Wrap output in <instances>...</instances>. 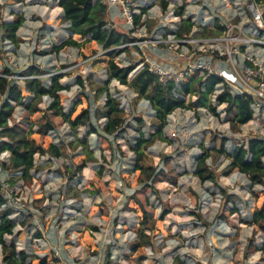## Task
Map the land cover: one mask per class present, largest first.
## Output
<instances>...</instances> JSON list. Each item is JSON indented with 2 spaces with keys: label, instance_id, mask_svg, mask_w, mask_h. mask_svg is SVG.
<instances>
[{
  "label": "rangeland",
  "instance_id": "1",
  "mask_svg": "<svg viewBox=\"0 0 264 264\" xmlns=\"http://www.w3.org/2000/svg\"><path fill=\"white\" fill-rule=\"evenodd\" d=\"M57 1L0 0L3 21L12 22L15 16L11 12L25 18L17 32V50L2 39L0 30V67H8L13 77L31 65L49 72L47 77L66 74L60 80L68 87L64 92L65 112L74 107L73 119L89 108L93 116L95 110L105 104V93L101 95L99 91L104 88L109 57L101 46L91 44L83 45L82 49L64 48L58 54L50 53L52 45L67 38V24L61 21ZM122 1L123 6H112L116 16L114 19L112 16L108 27L128 32L121 13L130 7L126 3L131 0ZM167 1L166 11H162L155 0H137L141 6L131 8L134 14H139L141 8L149 11L142 16L137 27L133 20L134 30L129 31L133 39L143 44L128 45L123 53L114 57L120 67L137 64L128 82L144 68L141 64L143 54L150 55L151 48L158 50L152 47L155 40L165 42L159 47L162 50L166 49L168 42L177 41L170 32L179 25L178 7L195 24L189 38H225L233 26L249 36V28L256 27L248 0ZM261 8L264 10V3ZM216 24L227 28L226 32L209 38L192 36L204 28L215 30ZM238 32L234 30L232 37ZM75 40L82 42L77 37ZM217 47L221 52L225 49L224 45ZM83 53L88 54V58L82 59ZM235 67L240 71L238 66ZM78 78L83 82L82 86L77 83ZM18 84L23 86L21 81ZM107 88L122 108L119 114L123 123L121 130L105 135L101 130L105 119H100L92 121L96 133H90L88 126L72 129L60 118L48 116L55 131L41 137L39 142L44 148L50 142H62V157L49 159L36 155L28 181L19 174L12 175L4 170L1 163H8L9 154L0 155V183L9 185L11 195L20 206V209H12L11 218L17 226L6 243L14 240L17 252L24 251L40 258L52 257V264H264V251L254 250L264 243V232L240 223L242 219L249 220L254 212L251 191L264 188L256 185L250 190L247 176L236 171L224 176L229 159L215 150L220 148L222 139L226 140L228 152L236 145H246L253 136L264 139V118L255 117L248 122L251 129L239 126L240 131L234 133L230 124L235 110L228 112L225 104L217 105L216 92L209 97L214 111L207 104L197 110L173 112L168 116L163 139L143 150L144 158L139 165L143 169L153 168L159 175H155L159 181H147L144 186L146 178L134 170L136 156L130 144L138 138L140 131L145 136L155 132L158 122L148 104L129 86L113 80ZM196 98L184 97L185 102ZM46 105L45 101L39 105L41 111ZM138 117L143 121L142 126ZM24 118L26 113L22 107H17L10 122L25 123L28 127L29 122ZM30 121L44 124L45 119L38 113ZM37 128L34 125L32 130ZM203 152L209 155V168L219 175L218 186L201 183L193 175L196 159ZM84 159L86 163L81 174L68 181L67 169L80 165ZM220 188L226 190L224 195ZM0 192L5 195L3 189ZM136 200L143 204L150 216L144 230L150 243L131 252L130 246L136 240L142 218ZM233 208L238 212L232 214ZM164 210L167 214L161 218ZM93 227L98 231H92ZM54 251L60 255L54 256ZM3 257L0 249V264Z\"/></svg>",
  "mask_w": 264,
  "mask_h": 264
},
{
  "label": "trees",
  "instance_id": "2",
  "mask_svg": "<svg viewBox=\"0 0 264 264\" xmlns=\"http://www.w3.org/2000/svg\"><path fill=\"white\" fill-rule=\"evenodd\" d=\"M254 1L264 3V0ZM155 2L162 11H166L169 6L167 0H155ZM57 7L63 11L61 21L67 24L66 31L69 36L59 44L52 45L50 53L58 54L64 48L82 49V46L85 44H91L93 47L101 46L103 50L107 51L106 56L109 57V60L106 68V80L104 81V88L99 91L101 95L105 93V104L101 109L95 110L93 116H91L90 109L85 108L72 119L74 107L66 113L63 106L65 99L64 92L68 90V87L63 86L60 80L66 74H53L47 77L49 72L38 66L31 65L23 72L16 74V78L13 77L8 67L1 66L0 155L3 153L9 154L8 163H1V167L12 175L19 174L20 177L28 181L30 178L29 171L34 167L36 155L41 157L48 156L49 159L62 157V142L60 144L50 142L46 148L39 142L41 137L49 136V133L55 131V126L48 119V116L60 118L69 124L72 129L88 126L90 133H96V128L92 121H100V119H105L101 128L105 135L110 136L116 131L121 130L123 123L119 114H121L122 108L119 102L108 93L107 88L108 84L114 80L122 86H129L135 95L142 98L148 104L150 110L153 111L154 118L158 122L159 126L157 130L149 136H145L140 131L138 138L134 139L130 144V149L136 156L134 170H138L146 178L144 186H147V181L153 183L159 181L155 176L159 177V175L155 173L153 168L143 169L139 165L140 161L144 158L143 150L148 149L155 141L163 139L162 133L168 124V116L174 111L180 109L197 110L204 108L207 104L211 108L209 97L213 96L216 88L223 83V78L207 74L206 72L204 75L199 76L200 73L195 72L191 78L182 82L179 87H175L172 84L161 87L157 83L156 77L143 68L134 76L131 82H128L127 79L137 64L120 67L115 63L114 57L127 49L126 47L121 48L122 46L134 42L135 39L132 38L129 31H120L114 27H108L110 13L106 1L58 0ZM139 11V14L133 15L134 26L136 27L140 25L142 16L149 10L141 8ZM178 11L177 15L180 16L179 25L170 34L177 39L187 38L195 27V24L190 17L183 14L182 8H178ZM11 15L15 16L12 22L7 23L3 21L2 9L0 8V30L3 32L2 39L14 45L15 50H17L19 39L16 33L24 24L25 18L14 12H11ZM235 22H238V18ZM225 31L226 28L216 24L215 30L209 31L204 28L197 36L209 38L219 36ZM260 31L263 32V30ZM75 37L81 39L82 42L75 40ZM88 56V54L83 53L82 59H86ZM19 81H21L22 87L18 84ZM77 83L80 86L83 85V82L79 78L77 79ZM176 93L182 97L195 96L197 98L195 101L185 102V99L177 97ZM215 100L217 105L225 104L228 112L235 110L233 121L230 124L231 131L234 133L239 131V126L245 125L253 119L250 101L242 95L233 96L227 86H224L223 91L216 95ZM44 101L47 105L45 110L41 111L39 105ZM17 107H22L23 112L26 113V118L24 119L26 122H29L28 127L25 123L10 122ZM211 110L214 111V108H211ZM38 113H41L42 118L45 119L44 124L30 121ZM137 121L141 126L143 125L140 117H138ZM34 125L38 127L36 131L32 130ZM225 143L226 140L222 139L220 149H215L217 153L225 155L226 159H229L223 175L227 176L230 172L236 171L247 176L250 190L256 185L264 188V139L253 136L248 139L246 145H236L231 152L226 150ZM208 158V153L204 152L197 157L193 175L201 183L209 182L218 186L219 175L215 170L209 168L207 164ZM85 163L86 160L84 159L80 165L74 166L73 169H67L69 175L68 181H71L76 175L81 174L85 168ZM1 185L0 183V190ZM220 190L224 195L226 190L223 188H220ZM251 195L255 202L254 212L249 220L242 219L240 223L264 232V189L258 192L251 191ZM228 198H234V196H228ZM136 201L141 209L142 218L136 232V240L130 246L131 252H135L138 248L150 243L148 236L144 233V230L147 229L146 224L150 222V216L143 204L138 200ZM5 205L6 200L0 192V249L4 255L2 264H32L34 261H37V264H52L53 260L51 256V258L47 256L40 258L24 251L17 252L14 240H11L8 244L6 243V239L13 236L17 225L11 218L13 210L10 208L2 210ZM145 205L148 204L146 203ZM236 212H238L237 208L231 210L232 214ZM166 214L167 211L164 210L160 217L162 218ZM22 225H24V222H22ZM91 230L94 232L98 231L95 227L91 228ZM254 250L264 251V243L260 248L255 247Z\"/></svg>",
  "mask_w": 264,
  "mask_h": 264
},
{
  "label": "built area",
  "instance_id": "3",
  "mask_svg": "<svg viewBox=\"0 0 264 264\" xmlns=\"http://www.w3.org/2000/svg\"><path fill=\"white\" fill-rule=\"evenodd\" d=\"M105 1L109 13L113 11L112 6L115 4L124 5L122 0ZM262 4L254 0L248 1V9L256 26L253 29L249 28V36H245L239 27L233 26L228 29L225 38L197 40L194 37L177 39L174 36L177 41L168 42L165 50L159 49L160 45L165 42L155 40L152 47H157L158 50L151 48L148 51L150 55L143 54L141 64L143 63L148 73L156 77L157 83L161 87L171 84L179 87L195 72L202 75L206 72L221 77L223 83L216 88V94L221 93L224 86H227L233 96L242 95L250 101L253 118H257L264 114V10L261 8ZM126 5L130 7L124 8V11L122 9L121 16L124 18L127 29L133 31L134 13L131 8L138 9L141 5L137 0H131ZM234 30H239V32L232 37ZM137 41L128 45L143 44V42ZM128 45L121 48L128 47ZM218 45L225 46L223 52L219 51ZM214 61L215 65L211 66ZM235 65L240 68V71ZM177 97L184 98L180 95ZM1 189L5 194L3 195L6 200L5 206L14 210L20 209L17 200H14L11 195L9 185L2 184ZM53 254L54 256L60 255L58 251H54Z\"/></svg>",
  "mask_w": 264,
  "mask_h": 264
},
{
  "label": "crops",
  "instance_id": "4",
  "mask_svg": "<svg viewBox=\"0 0 264 264\" xmlns=\"http://www.w3.org/2000/svg\"><path fill=\"white\" fill-rule=\"evenodd\" d=\"M178 8H180V7H178ZM59 10L61 11V14H62V16H63V11H62V9L60 8ZM184 15H185V14H184ZM62 16H61V17H62ZM112 16H113V19H114V16H116V13L111 11V12H110V16H109V21L112 20ZM115 20H116V19H115ZM22 26H23V25H22ZM206 29H207V28H206ZM208 30L210 31V29H208ZM65 31H66V30H65ZM192 31H193V30H192ZM17 32H18V31H17ZM191 33H192V32H191ZM191 33H190V34H191ZM198 33H199V32H198ZM198 33H196V34H194V35H192V36H195V35H197ZM16 34H17V33H16ZM66 34H67V38H68L69 35H68V32H67V31H66ZM190 34H189V35H190ZM189 35H188V37H189ZM198 37H199V36H198ZM180 113H181V112H180ZM175 114H177V112H175ZM180 115H181V114H180ZM175 116H176V115H175ZM261 117H262L261 119H263V118H264V114L261 115ZM168 118H169V117H168ZM254 119H255V118H254ZM249 122H250V121H249ZM168 123H169V121H168ZM250 125H251V124L247 123V125L245 124V127H247V129L249 130V129H251V127H249ZM242 126H244V125H242ZM248 127H249V128H248ZM239 131H240V129H239ZM215 149L218 150V149H220V148H215ZM228 264H229V263H228Z\"/></svg>",
  "mask_w": 264,
  "mask_h": 264
}]
</instances>
